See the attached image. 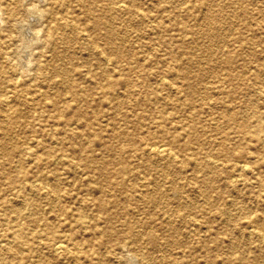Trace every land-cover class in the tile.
<instances>
[{
    "label": "rangeland",
    "instance_id": "obj_1",
    "mask_svg": "<svg viewBox=\"0 0 264 264\" xmlns=\"http://www.w3.org/2000/svg\"><path fill=\"white\" fill-rule=\"evenodd\" d=\"M1 4L0 264H264V0Z\"/></svg>",
    "mask_w": 264,
    "mask_h": 264
},
{
    "label": "bare ground",
    "instance_id": "obj_2",
    "mask_svg": "<svg viewBox=\"0 0 264 264\" xmlns=\"http://www.w3.org/2000/svg\"><path fill=\"white\" fill-rule=\"evenodd\" d=\"M40 1V0H39ZM49 1H52V0H49ZM24 2H25V0H24ZM51 4H55V2H52ZM124 4V3H123ZM113 6H117V7H120V6H122V5H120V3H114V4H112ZM123 7V6H122ZM6 7H3L2 6V4L0 5V12L1 11H6ZM32 9V8H31ZM37 9V8H36ZM124 9V8H123ZM110 10V9H109ZM28 11V10H27ZM139 11V10H138ZM30 12L31 13H35L36 12V10L34 9V10H30ZM30 13V14H31ZM37 13H40V12H37ZM42 14V13H41ZM32 15V14H31ZM39 15V14H38ZM33 16V15H32ZM13 18V17H12ZM37 18H39L40 19V17H37ZM36 18V19H37ZM32 19V18H31ZM35 19V18H34ZM38 19V20H39ZM33 20V19H32ZM37 20V21H38ZM30 22V21H29ZM1 24H3L2 22H1ZM5 24V23H4ZM10 25V24H9ZM3 26V25H2ZM8 26V25H7ZM24 26V25H23ZM23 26H22V28H23ZM65 26H68V27H72L70 24H65ZM25 27H26V25H25ZM29 27V26H28ZM27 27V28H28ZM68 27H67V29H68ZM209 27V26H208ZM44 29V28H43ZM208 29V28H207ZM24 31V29L22 30V32ZM27 31H29V30H27ZM112 32V31H111ZM28 33H30V32H28ZM26 34H27V32H26ZM25 34V35H26ZM35 34H37V33H35ZM35 34H33V35H35ZM40 34V33H39ZM38 34V35H39ZM24 35V36H25ZM28 35V34H27ZM23 36V37H24ZM29 36H30V34H29ZM208 36V35H207ZM223 36V35H222ZM30 37H32V36H30ZM25 38V37H24ZM28 38V37H27ZM27 38H25V39H27ZM25 39H24V41H25ZM31 39V38H30ZM33 40H34V36H33V38H32ZM31 39V40H32ZM28 40V39H27ZM32 40V41H33ZM38 40V39H37ZM8 41V40H7ZM31 41V42H32ZM39 41V40H38ZM34 42V41H33ZM18 43V42H17ZM27 43H29V40H28V42ZM29 45V44H28ZM31 45H32V43H31ZM26 46V45H25ZM22 47V46H21ZM29 48V47H28ZM28 48H27V50H28ZM24 49V48H23ZM7 51V50H6ZM24 51V50H23ZM228 52V51H227ZM25 53H29V52H26V50H25ZM230 53V52H229ZM213 54V53H212ZM20 55V54H19ZM25 54H24V52H23V56H24ZM214 55V54H213ZM22 56V57H23ZM27 56H29V55H27ZM4 57V56H3ZM251 57V56H250ZM19 58H21V57H19ZM29 58V57H28ZM24 61H25V56H24ZM23 59H22V61H23ZM106 59H108V58H106ZM3 60V59H2ZM29 60V59H28ZM22 61H20V62H22ZM30 61V60H29ZM28 61V62H29ZM26 62H27V60H26ZM103 62H104V60H103ZM107 62H108V60H107ZM1 63H2V61H1ZM25 63H23V65H24ZM27 64V63H26ZM26 64H25V66H26ZM20 65H22V64H20ZM106 65V64H105ZM22 67V66H21ZM28 67H30L29 66V64H28ZM34 68V67H33ZM26 69H27V66H26ZM25 70V69H24ZM23 71V70H22ZM23 73V72H22ZM8 74H9V72H8ZM19 74V73H18ZM221 74V73H220ZM219 74V75H220ZM25 75V74H24ZM17 76V75H16ZM19 76V75H18ZM17 76V77H18ZM264 77V76H263ZM166 79V78H165ZM161 81H162V79H161ZM164 81V80H163ZM166 81H167V79H166ZM30 83V82H29ZM164 85H165V83H164ZM204 87H207V86H204ZM8 91V90H7ZM202 91V90H201ZM254 92H255V90H254ZM256 92H257V90H256ZM259 92V91H258ZM204 93V92H203ZM261 94V93H260ZM204 97V96H203ZM9 94H7V95H3V98H1L0 99V104L1 105H6L7 103H8V100H9ZM198 102V101H197ZM6 108V107H5ZM5 113V112H4ZM7 115V114H6ZM7 120H8V118H7ZM14 140H15V138H14ZM149 146V148H148V151H149V153H154V154H156V156L157 155H162V156H164V157H168V158H170V160H172L171 158H172V154H174V152H172V150H168L169 148L166 146V148H165V146L164 145H160V144H153V145H148ZM168 148V149H167ZM15 152V151H14ZM172 153V154H171ZM16 154V153H15ZM174 157V156H173ZM163 158V157H162ZM207 158V157H206ZM58 159V158H57ZM60 159H63V156L61 155L60 157H59V160ZM207 159H209V158H207ZM206 159V160H207ZM216 160V159H215ZM215 160L214 161H210L209 162V164H210V166L211 165H214L216 162H215ZM56 161H58V160H56ZM247 165L246 164H244V163H239V164H237V166H236V171H237V176H239V174H242L243 172H246V168L248 167H246ZM213 168V167H212ZM236 177V176H235ZM232 178V177H231ZM230 178V179H231ZM240 178V177H239ZM235 179V178H234ZM234 179H233V181H234ZM33 180V179H32ZM142 181V180H141ZM238 181V180H237ZM231 182V181H230ZM37 183V182H36ZM40 183V182H39ZM32 184V183H31ZM162 186V185H161ZM45 187V186H44ZM163 188V187H162ZM154 200V199H153ZM148 210V209H147ZM110 226V225H109ZM27 228V227H26ZM256 230V229H255ZM258 231V230H257ZM254 232V231H253ZM256 235V234H255ZM262 235V234H261ZM264 236V235H263ZM262 239H263V237H262ZM125 243V242H124ZM70 241H69V239L68 238H66V237H56V238H54V239H52L51 240V242H50V244H49V249L51 250V252H53L54 254H58V255H62V254H65V253H68V252H70L69 250H70ZM125 245V244H124ZM127 245V244H126ZM128 247V246H127ZM126 249V248H125ZM129 250V249H128ZM126 251V250H125ZM145 251V250H144ZM141 254V253H140ZM152 254V253H151ZM151 254H150V256H151ZM154 254V253H153ZM159 254H160V252H159ZM127 256V255H126ZM153 256V255H152ZM152 256H151V259H152ZM146 258V257H145ZM160 259H161V257H159ZM132 259H133V257H132ZM150 259V258H149ZM163 259V258H162ZM134 260V262H135V259H133ZM139 260L140 261H142V263L143 264H145V262H146V264L147 263H149L148 261H147V258L146 259H144L143 257H141V255H140V258H139ZM133 262V261H132ZM140 263V262H139ZM134 264V263H133ZM138 264V263H137ZM155 264V263H154Z\"/></svg>",
    "mask_w": 264,
    "mask_h": 264
}]
</instances>
